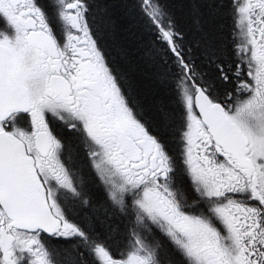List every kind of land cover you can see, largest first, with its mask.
<instances>
[{
    "label": "snow or ice",
    "instance_id": "6c2138e0",
    "mask_svg": "<svg viewBox=\"0 0 264 264\" xmlns=\"http://www.w3.org/2000/svg\"><path fill=\"white\" fill-rule=\"evenodd\" d=\"M0 264H264V0H0Z\"/></svg>",
    "mask_w": 264,
    "mask_h": 264
}]
</instances>
